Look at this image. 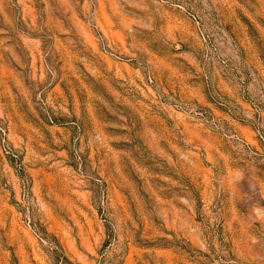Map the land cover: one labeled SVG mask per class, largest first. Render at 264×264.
I'll use <instances>...</instances> for the list:
<instances>
[{
    "label": "rangeland",
    "instance_id": "obj_1",
    "mask_svg": "<svg viewBox=\"0 0 264 264\" xmlns=\"http://www.w3.org/2000/svg\"><path fill=\"white\" fill-rule=\"evenodd\" d=\"M0 264H264V0H0Z\"/></svg>",
    "mask_w": 264,
    "mask_h": 264
}]
</instances>
